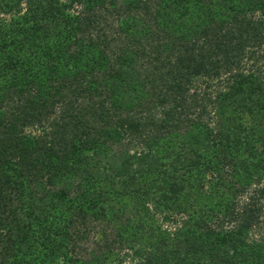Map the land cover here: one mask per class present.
<instances>
[{
    "label": "trees",
    "instance_id": "obj_1",
    "mask_svg": "<svg viewBox=\"0 0 264 264\" xmlns=\"http://www.w3.org/2000/svg\"><path fill=\"white\" fill-rule=\"evenodd\" d=\"M0 15V264H264V0Z\"/></svg>",
    "mask_w": 264,
    "mask_h": 264
},
{
    "label": "rangeland",
    "instance_id": "obj_2",
    "mask_svg": "<svg viewBox=\"0 0 264 264\" xmlns=\"http://www.w3.org/2000/svg\"><path fill=\"white\" fill-rule=\"evenodd\" d=\"M4 18H8V16H6V15H0V19H4ZM160 222H161V220H159ZM165 225H164V227L165 228H168V230H173L174 229V227H175V225H174V223H164ZM132 263V259H131V257H128L126 260H124V262H123V264H131Z\"/></svg>",
    "mask_w": 264,
    "mask_h": 264
}]
</instances>
